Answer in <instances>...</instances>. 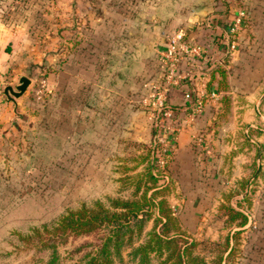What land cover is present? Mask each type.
<instances>
[{
  "label": "crops",
  "instance_id": "1",
  "mask_svg": "<svg viewBox=\"0 0 264 264\" xmlns=\"http://www.w3.org/2000/svg\"><path fill=\"white\" fill-rule=\"evenodd\" d=\"M238 11L246 18L228 58L218 39ZM212 16L218 23L203 25ZM179 29L223 61L226 89L219 90L218 73H208L219 98L190 122L181 91L170 93L180 130L168 137L172 158L159 184L168 183L167 191L180 198L181 227L187 208L198 223L219 220L226 198L201 200L231 191L233 182L240 198L253 186L256 206L264 208V0H0V91L21 76L33 82L16 101V113L11 103L0 106V177L16 175L17 162L34 156L29 136L31 143L43 137L48 159L62 160L81 183L110 175L121 184L131 177V192L137 186L142 192L148 172L154 175L156 127L137 100L145 83L161 78L165 36ZM41 80L46 88L38 99ZM223 99L231 112L218 119ZM262 217L257 222L264 229Z\"/></svg>",
  "mask_w": 264,
  "mask_h": 264
},
{
  "label": "rangeland",
  "instance_id": "2",
  "mask_svg": "<svg viewBox=\"0 0 264 264\" xmlns=\"http://www.w3.org/2000/svg\"><path fill=\"white\" fill-rule=\"evenodd\" d=\"M222 101L218 119H227L231 112L230 101ZM31 137L27 150L34 151V156L17 162L16 175L0 177V264H76L100 245L109 229L102 226L88 234L74 232L65 227V223L61 225L63 216L75 219L81 211L91 216L99 212V206L113 213L121 210L111 206L113 201L143 203L144 199L140 193L131 196V177L121 184H116L118 178L110 175L87 177L88 183H81L79 176L70 175L64 168L62 160L48 159L46 138L39 137L31 143ZM231 187L229 192L205 193L201 201L209 205L226 198V208L246 217L248 224L243 226L239 217L220 221V213L228 216L227 209L216 214L219 220L210 218V222L198 223V216L192 215L194 210L187 208L181 227L178 221V218L182 220L180 198L170 191L161 194L160 199L179 224L167 226L171 234L177 231L176 226L179 228L177 246L194 243L189 249V264H264V229L257 222L261 215L264 218V208L256 206L260 196L252 186L248 188L247 198H240L239 187L234 186V182ZM195 194L199 196L191 193L189 197ZM206 214L211 217L214 211L209 208ZM129 227L124 239L130 242L123 245L120 257H114L112 264H139L132 260L130 253L147 241L145 234L153 231L154 223L148 221L138 229L134 222ZM159 229L158 225L154 228ZM165 257L151 253L149 264H158Z\"/></svg>",
  "mask_w": 264,
  "mask_h": 264
},
{
  "label": "built area",
  "instance_id": "3",
  "mask_svg": "<svg viewBox=\"0 0 264 264\" xmlns=\"http://www.w3.org/2000/svg\"><path fill=\"white\" fill-rule=\"evenodd\" d=\"M245 18V12L238 11L226 26L224 36L218 39V43L224 45V53L228 58L238 49L236 37ZM203 23L211 28L218 23V17L206 18ZM159 61L161 78L145 83L137 102L154 121L156 133L152 154L157 170L165 172L166 159L171 152L168 137L180 130L176 110L168 105L170 93L174 90L181 91L182 109L188 112L186 122L193 121L204 112L207 103L217 102L218 94L210 89L207 75L212 68L223 67L224 63L212 53L209 47L190 44L185 32L181 29L165 36ZM45 88V81H39L35 90L36 97H41ZM196 141L199 146L202 145V138H197Z\"/></svg>",
  "mask_w": 264,
  "mask_h": 264
},
{
  "label": "trees",
  "instance_id": "4",
  "mask_svg": "<svg viewBox=\"0 0 264 264\" xmlns=\"http://www.w3.org/2000/svg\"><path fill=\"white\" fill-rule=\"evenodd\" d=\"M210 73L212 76L214 73H218L220 76L218 88L219 90H225L226 83L224 82L225 72L223 68L221 66L214 67L210 70ZM222 102L226 103L227 99H223ZM150 156V168L153 169L154 175L149 171L147 174V185H145L144 190L140 192V186H137V189L131 193V196H137L138 193L142 194L143 203H139L138 201H131V203L113 201L111 206L120 208V211L109 213L99 206V212L90 213L91 216H89L87 211H83V213L81 211L75 219L73 216L62 217L61 225L65 223V227L71 228L74 232L88 234L102 226L109 229L108 235L102 240L100 245L76 264H112L114 257H120L123 245L130 242V239H124V233L130 230L129 225L135 222V227L139 229L141 225L148 221L154 223V228L158 225L160 229L159 231H155L153 228V231L145 234V237L148 239L144 244L138 246L130 253L132 260L137 261L139 264H149L152 253L159 258L166 256L158 264H189L191 261L189 249L194 243H189L188 247L183 245L181 247L177 246L178 238H180V233H178L179 228L176 226L177 231L171 234L167 226L169 224L179 225L178 221L169 214V208L165 201L160 199L161 194L167 191L170 186L166 182H163V184H159V182L165 180L164 174L167 172L171 162L172 151L166 159L165 172L157 170L153 154L151 153ZM226 209L228 212L227 217L231 221L239 217L241 219L240 225L246 224L247 219L244 215L229 207ZM130 219L132 223H130ZM172 260L173 262L170 263L169 261Z\"/></svg>",
  "mask_w": 264,
  "mask_h": 264
},
{
  "label": "water",
  "instance_id": "5",
  "mask_svg": "<svg viewBox=\"0 0 264 264\" xmlns=\"http://www.w3.org/2000/svg\"><path fill=\"white\" fill-rule=\"evenodd\" d=\"M32 83V80L29 78L21 76L13 85L6 86L2 91H0V106H3L6 103H11L15 107L16 113V101L26 93ZM17 116V118H20L19 115Z\"/></svg>",
  "mask_w": 264,
  "mask_h": 264
}]
</instances>
